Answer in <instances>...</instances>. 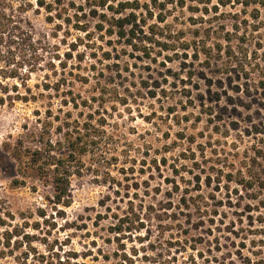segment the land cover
Returning a JSON list of instances; mask_svg holds the SVG:
<instances>
[{
    "label": "rangeland",
    "instance_id": "374dc122",
    "mask_svg": "<svg viewBox=\"0 0 264 264\" xmlns=\"http://www.w3.org/2000/svg\"><path fill=\"white\" fill-rule=\"evenodd\" d=\"M36 8L25 13L35 40H62L65 27L56 30L58 21ZM241 8L216 0L172 8L164 25L175 47L149 59L108 37L95 41L96 57L93 45L78 46L66 68L69 88L82 100L114 86L102 106L64 104V89H44L57 78L46 71L31 74L29 90L9 89L28 99L0 104L2 264H45L84 246L136 249L150 264H237L264 255V15L253 19ZM85 19L90 27L97 21ZM81 34L70 29L66 43ZM116 96H127L126 104ZM96 109L93 122L105 116V134L75 167L69 206L55 205L51 186L36 178L13 185L22 178L11 156L19 141L34 133L25 142L34 148L42 123L46 139L59 140L61 123L84 122Z\"/></svg>",
    "mask_w": 264,
    "mask_h": 264
},
{
    "label": "trees",
    "instance_id": "16d2710c",
    "mask_svg": "<svg viewBox=\"0 0 264 264\" xmlns=\"http://www.w3.org/2000/svg\"><path fill=\"white\" fill-rule=\"evenodd\" d=\"M64 0H34L37 8L43 9L48 22L58 21L55 29L63 30V39L52 45L35 40L29 20L25 17L28 9L33 7L31 0H0V104L4 98L27 100V96H11L10 88L17 89L19 86H27L32 73L46 71V79L57 77L54 82L43 83L46 90L59 92L61 90L69 98L64 97V104H70L72 108L91 107V102H98L102 106L105 97L110 93H116V88L101 86L95 95L90 98L77 100L69 88L72 81L66 75H73L72 71L66 72L68 62L72 60L73 51L78 46L95 48L92 56H97L96 50L101 45H96V40H107L110 44H122L131 51L139 53L141 58H150L151 54L174 49L175 43L171 42L174 30L164 25L172 8H184L190 2L194 4H206L210 0H83L76 4L74 0L64 4ZM218 6L240 5L245 13L250 8L249 16L257 19L261 12L264 15V0H216ZM189 7H192L189 5ZM205 7V6H204ZM197 9V6L195 7ZM214 12L217 6H213ZM95 18L96 23L90 27L86 17ZM237 16V13H235ZM163 23V24H162ZM162 24V25H161ZM70 29L81 32L72 41L66 43ZM67 45V50L60 53V45ZM190 48L186 45L184 49ZM109 52L101 51L100 56L109 58ZM81 55L77 54L78 60ZM70 66L69 68H72ZM87 80V78H82ZM10 80L15 81L10 83ZM71 87V86H70ZM64 89V90H62ZM109 98V97H108ZM127 96L117 97L120 104H126ZM99 110L87 115L84 122L73 120L61 123L57 130L62 132V140L52 141L46 139V127L44 123L38 133V143L35 147L28 146L25 142L31 141L32 136L19 141L11 150V156L17 162V171L22 178H15L13 185H25L30 178H36L41 184L50 185L52 190V202L55 205L69 206L71 199L70 177L75 174L82 154L92 152L96 147L97 140L104 134L106 125L105 116H100L93 122V116ZM64 129V130H63ZM165 161L164 159L162 160ZM231 180V176H227ZM209 179V178H208ZM209 183V181H208ZM117 233L121 231L119 226L113 228ZM6 239L8 232L4 233ZM109 242V240H107ZM96 245L95 241L91 242ZM97 246V245H96ZM85 250L76 251L74 248L64 250L63 258L59 255L53 260H47L45 264H150L143 262L145 255L139 256L136 249L127 252L124 248L116 247L111 252H106L102 247L96 249L84 246ZM27 253L25 254L26 258ZM246 260V261H245ZM237 264H264V255L256 260L245 258ZM0 264H2L0 262ZM231 264H234L231 262Z\"/></svg>",
    "mask_w": 264,
    "mask_h": 264
}]
</instances>
